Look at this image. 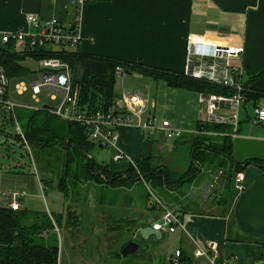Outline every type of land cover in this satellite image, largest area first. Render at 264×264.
<instances>
[{
  "label": "crops",
  "instance_id": "1",
  "mask_svg": "<svg viewBox=\"0 0 264 264\" xmlns=\"http://www.w3.org/2000/svg\"><path fill=\"white\" fill-rule=\"evenodd\" d=\"M29 12L39 14L42 19L55 16L66 24L76 20L77 15L81 35L79 48L83 52L107 54L175 71L183 69L189 33L217 43L242 45L240 59L248 74L244 77L246 84L262 93L259 101L264 96V0H85L78 12L71 0H0V30L26 28L25 17ZM22 46L23 43L15 42V49ZM76 65L80 66L78 70ZM29 70L27 75L37 76L36 68ZM131 74L146 76L139 72ZM82 75V64L74 63L75 82L80 81ZM115 91L122 93L125 90ZM248 101L253 103L252 99H247L245 109L251 105ZM154 102L153 96H146L142 117L155 114ZM123 103L121 96L114 100L116 106ZM245 116V110L244 113L241 110L240 132L230 137L233 159L243 161V189L234 187L236 169L229 171L200 165L197 174L182 186L167 189L163 195L154 190L166 206L180 215L182 225L172 231L161 230L159 239L153 235L145 239L139 235L138 228L152 224L160 212L141 178L122 186L85 181L80 185L92 191L87 189L81 193L79 190L80 193L76 191L71 197H65L62 192L58 206L50 209L63 215L59 232L66 227L67 231L74 233L73 248L76 242L85 246L97 245L99 253L111 251L122 263L174 264L170 259L175 260V250L180 249L190 264H264V172L261 163L245 162L247 157H264L247 153L236 156L234 153L235 143L244 144L243 140L249 138L241 134L243 120L248 121ZM205 133L220 142V132ZM255 133V136L264 138V128H258ZM117 146L133 159L151 153V143L148 151L141 152L140 133L134 125L119 127ZM113 152L114 147L111 154L113 164H107L115 169L125 168L128 163L123 165L122 160H113ZM184 155L183 152L181 158L179 156L180 168L184 165ZM191 159L189 152V161ZM202 182L203 188L195 192L194 187ZM95 187L98 190L94 192ZM68 208L73 209L72 221L75 222L66 226L64 220L66 223ZM129 239L140 243V254L121 253L122 245ZM198 246L214 249L215 254L211 257L195 255ZM59 259L58 256L60 264Z\"/></svg>",
  "mask_w": 264,
  "mask_h": 264
},
{
  "label": "trees",
  "instance_id": "2",
  "mask_svg": "<svg viewBox=\"0 0 264 264\" xmlns=\"http://www.w3.org/2000/svg\"><path fill=\"white\" fill-rule=\"evenodd\" d=\"M80 45V44H79ZM45 55H57L67 60L71 66L80 62L83 66V75L78 81V101L87 107L107 106L112 104L116 97L115 67L122 66L125 70L139 72L153 79L166 82L169 86L184 87L193 90L226 92V86L196 78L164 67H158L117 58L107 54L83 52L79 46L71 52L51 51L48 47H28L23 45L15 49V41L8 40L0 43V64L4 66L8 76L17 78L30 73L20 60L26 56L38 58ZM261 92L249 87L247 99L253 103L261 96ZM44 105V104H43ZM49 105V104H48ZM14 115L21 124L27 140L36 157L37 169L41 175L42 185H51V178L42 174L48 169L55 171L54 162L61 160L57 171L55 186L62 191L65 197H71L75 185L80 182L95 181L100 184L122 186L130 185L139 178L147 179L153 187L166 193L167 189L182 186L191 180L201 168L200 165L213 168L242 170V162L234 160L232 156V140L228 134L230 125L218 122L205 123L203 127L208 131L220 132V142L212 140L205 132L196 133L190 141L191 160L188 168L182 173L168 170L162 164L156 163L152 155L141 156L134 162L128 163L123 169L111 168L107 163L97 161L89 151L95 142L85 134L83 126L75 121L64 119L49 110V107H32L18 104L14 108ZM245 119H247L245 117ZM2 122V121H1ZM196 126H198L196 121ZM55 155V156H54ZM51 159V160H49ZM53 159V160H52ZM264 159L247 157L245 162L261 163L264 172ZM34 161V160H33ZM230 173V172H229ZM72 191V192H71ZM71 207L68 205L67 207ZM29 209L22 206L13 209L8 204H0V264H57L58 237L53 228V221L57 226L62 225V213L50 210ZM73 209L66 210V226L72 225ZM44 229L50 231L46 236ZM126 242V241H125ZM124 242V243H125ZM164 264V263H158ZM175 264H190L184 253L179 252Z\"/></svg>",
  "mask_w": 264,
  "mask_h": 264
},
{
  "label": "built area",
  "instance_id": "3",
  "mask_svg": "<svg viewBox=\"0 0 264 264\" xmlns=\"http://www.w3.org/2000/svg\"><path fill=\"white\" fill-rule=\"evenodd\" d=\"M84 1L71 0L77 12ZM77 17L76 15V20L72 23L66 24L55 16L42 19L39 14L29 12L25 17L28 23L26 28L0 30V40L1 42L14 40L28 47L44 46L51 51L71 52L77 49L81 40ZM242 51V45L217 43L192 33L187 34L182 72L229 89L226 92L198 90V118L196 119L198 126L193 131H189L190 133L209 132L203 125L218 122L230 125L231 128L227 132L231 137H235L240 132L241 110H245V117L251 124L264 122V102L256 100L250 105L249 110L245 109L249 87L244 78L245 66L240 59ZM34 60L37 62L36 78L26 80L27 82H18L15 84V90L22 92L29 83L30 89L35 94L41 90L46 91L50 98L56 101L53 106L49 105V110L64 119L80 123L85 134L93 142L101 146L114 147L113 160L127 159L128 163L135 164L134 159L117 146L118 129L121 125H134L144 137H152L157 132L166 139L183 136L184 130L174 126L169 117L165 116L159 120L154 113L142 117L146 102V95L142 91L137 89L122 91L121 99L124 103L119 106L113 102L107 106L87 107L78 101V83L73 78V66L67 60L57 55H45ZM115 74L124 76L126 72L122 66L117 65ZM10 88L11 78L4 66L0 64V108L9 109L14 114V108L19 103L11 99ZM31 106L38 108L43 105ZM17 127L18 132L9 137L20 140L32 157L27 137L20 125L17 124ZM244 177V171H234L233 184L237 190L243 189ZM147 189L151 200L160 212L152 226L155 229L172 231L176 226L182 225L180 215L166 206L153 190L149 187ZM23 194V191H12L8 206L13 209L20 208L19 199ZM48 213L51 216L49 210ZM51 230L56 231L58 237L59 229L56 223L53 222ZM49 231L44 229L42 234L46 236ZM213 250L198 246L194 254L211 257L215 254ZM179 252L180 249L175 250L176 259L173 260L171 257V263L175 264Z\"/></svg>",
  "mask_w": 264,
  "mask_h": 264
},
{
  "label": "rangeland",
  "instance_id": "4",
  "mask_svg": "<svg viewBox=\"0 0 264 264\" xmlns=\"http://www.w3.org/2000/svg\"><path fill=\"white\" fill-rule=\"evenodd\" d=\"M21 63L28 69L37 67V62L31 57L23 59ZM75 68L78 70L80 66L76 65ZM247 76L248 74L245 73L244 77L246 78ZM20 81L27 82L23 76L11 80L10 97L15 102L30 103L36 106L43 104L53 106L55 104L56 101L51 99L46 91L41 90L39 93H33L29 87V83H27L28 87H26V89L22 92H18L15 90V84ZM114 88L117 91H130L136 88L142 90L148 97L153 96L155 101L154 112L159 120L165 117L167 111L172 112L171 122L174 126L184 130L183 136L180 138L166 139L157 132L153 134L154 139L150 136V140L141 136V131L138 129L142 144L141 152L148 151L149 143H151V153L148 155H152L156 163H160L168 170L176 173L185 171L190 163V141L193 138L189 131L195 129L196 119L198 118V96L196 91L184 87L169 86L163 80H155L149 76L134 77L131 73H126L124 76L116 75ZM260 100L264 101V96H262ZM250 104L251 101H248V105ZM0 120L2 121V123H0V204H5L7 199H10L9 195L12 191L19 190L24 192L23 196L19 199L21 207L25 206L29 209L47 211H50L51 208L55 209L62 199V191L54 187L57 181V171L61 166L62 159H56L54 165L49 164L50 166H54L55 171H50L49 169L46 172L42 171L44 176L52 180L51 185L48 187L43 186L39 179L42 175L37 169L36 157L33 151H31V157L27 148L20 140L9 137V135L14 136L18 132L17 124L21 127L20 122L16 120L15 115L9 109L4 108H0ZM243 121L241 134L248 135L249 138L243 140L244 144L235 143L236 150L234 153L236 156L247 153L264 157V138L255 136V132L258 128H264V122L260 124H250L249 121ZM172 142L173 144H170ZM246 147L247 151L244 150ZM183 152L185 154L184 165L180 168L179 156L181 158ZM111 154V146H99L97 142L89 151V155H92L97 160L103 163L113 164ZM136 159H134V161ZM122 161L123 165L128 163L127 159H123ZM143 183L151 190H155L163 195V193L154 188L153 184L147 179H144ZM203 183L204 182L195 186L194 191L199 192L203 188ZM80 184L84 185L82 182H80ZM75 186L76 188H73L74 191L81 190V193H84L83 191L88 189V187L81 186L79 183ZM140 189L143 190L142 187ZM88 190L92 191L91 189ZM97 190L98 189L95 187L94 192ZM77 193H80V191ZM72 200L74 201V199ZM219 204H221L220 200ZM71 205L73 206V202ZM74 242V233L67 231L66 227H63L58 235V245L60 247L58 256L61 258L59 259L61 260L60 264H146L134 261L122 263L118 255H112L111 251L107 254H101L99 253L100 249H98L97 245L85 246L80 242H76V246L73 248L72 243L74 244ZM101 251H103V249Z\"/></svg>",
  "mask_w": 264,
  "mask_h": 264
},
{
  "label": "water",
  "instance_id": "5",
  "mask_svg": "<svg viewBox=\"0 0 264 264\" xmlns=\"http://www.w3.org/2000/svg\"><path fill=\"white\" fill-rule=\"evenodd\" d=\"M126 73H130L129 70L125 69ZM26 78L28 79H34L36 78L35 74H31V75H26ZM114 96L115 97H120L121 93L118 92H114ZM44 107H49L48 104H44ZM166 117H171L170 116V112H166ZM138 233L142 238H148L149 235H153L156 239H159L161 237V230L160 229H155L152 224L143 226V227H139L138 228ZM121 253L126 255V254H134V255H138L141 253L140 251V243L138 241H136L135 239H129L127 242H125L122 247H121Z\"/></svg>",
  "mask_w": 264,
  "mask_h": 264
}]
</instances>
